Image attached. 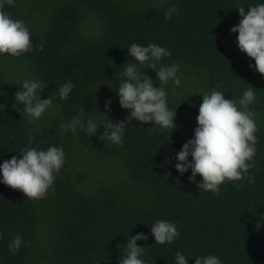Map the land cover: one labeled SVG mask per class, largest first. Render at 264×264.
<instances>
[{
    "label": "trees",
    "instance_id": "16d2710c",
    "mask_svg": "<svg viewBox=\"0 0 264 264\" xmlns=\"http://www.w3.org/2000/svg\"><path fill=\"white\" fill-rule=\"evenodd\" d=\"M264 0H15L5 5L31 32L32 48L20 55L0 54V162L26 147L62 146L65 163L53 188L39 199L0 183V264H118L127 235L142 232L145 264H176L175 253L216 255L223 264H264V75L239 50L238 7ZM174 5L177 14L165 18ZM159 44L171 53L161 63L178 64L180 86L163 85L176 127L159 129L135 119L126 125L122 145L99 134H65L60 121L77 114L125 121L130 110L118 103L117 74L131 43ZM154 80L155 73L144 70ZM26 78L46 83L41 98L55 97L37 122L13 107L14 93ZM74 88L60 100L66 80ZM110 81V82H109ZM111 83L113 87H109ZM254 87L249 105L257 126L256 152L248 170L253 182L225 181L214 194L198 189L202 179L181 174L175 155L193 137L202 95L225 92L239 100ZM98 87V88H97ZM110 100V111L105 103ZM127 122V121H125ZM152 127V128H151ZM191 159V157H189ZM164 219L180 235L156 244L150 224ZM20 234V250L9 244ZM26 244V246H25Z\"/></svg>",
    "mask_w": 264,
    "mask_h": 264
},
{
    "label": "clouds",
    "instance_id": "9594fccd",
    "mask_svg": "<svg viewBox=\"0 0 264 264\" xmlns=\"http://www.w3.org/2000/svg\"><path fill=\"white\" fill-rule=\"evenodd\" d=\"M15 0H0V54L20 56L32 48L31 32L21 19H13L5 10V5H13ZM240 20L230 31L238 33L237 47L254 60V65L261 75H264V2L248 5L245 12L243 6L238 7ZM177 14V8L172 5L165 11V18L170 19ZM128 59L122 65V71L117 74L119 87L117 89L118 103L122 109L130 110L125 121L114 122L88 115L77 114L68 120L60 121L58 128L65 134L83 133L92 136L97 129L103 127L99 139H107L114 145H122L126 125L133 119L142 123H151L152 127L172 130L176 127L173 111L168 104L167 91L163 85L171 82L180 86L178 76L179 65L161 63L164 57L171 55L165 47L149 42L146 45L131 43L127 48ZM150 69L155 73V86L152 77L144 71ZM110 82V81H109ZM14 93L13 107L23 105L20 111L21 119L29 122L39 121L52 108L55 97L51 94L41 98V91L46 83L38 78H26L19 84ZM109 87H113L108 83ZM74 88L72 80H66L59 86L57 92L60 100H66ZM98 88V87H97ZM254 87L244 90L237 99H226L225 92L212 90L202 95L196 116V127L193 137L188 139L175 155V168L184 174L191 170L190 181H195L197 175L202 179L197 187L214 194L220 192V185L225 181L247 180L253 178L248 174L252 167L250 163L256 152L257 126L254 113L249 105L255 102ZM111 101L105 103V111H110ZM5 105L0 104L4 110ZM151 127V128H152ZM20 156L0 162V183L13 189L21 190L26 198L39 199L53 188L55 174L65 163V152L62 146L50 145L46 149L26 147ZM191 157V159H189ZM150 232L156 244H171L179 235L175 223L157 219L150 224ZM123 254L118 257V264H145L142 259L144 246L137 241H146L148 235L137 232L127 235ZM24 243L20 234L15 235L9 249L15 253ZM26 246V244H25ZM194 264H223L216 255L195 256ZM176 264H188L189 257L180 251L175 253Z\"/></svg>",
    "mask_w": 264,
    "mask_h": 264
}]
</instances>
